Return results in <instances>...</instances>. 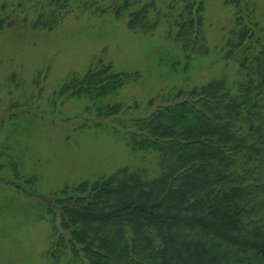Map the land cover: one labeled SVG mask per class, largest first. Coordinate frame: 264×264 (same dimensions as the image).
<instances>
[{
  "label": "trees",
  "instance_id": "1",
  "mask_svg": "<svg viewBox=\"0 0 264 264\" xmlns=\"http://www.w3.org/2000/svg\"><path fill=\"white\" fill-rule=\"evenodd\" d=\"M178 3L172 39L185 69L191 56L207 55L209 47L202 0L173 2ZM229 3L235 16L224 57L245 74L238 93L213 79L156 94L147 101L146 115L133 116L122 103L99 106L97 114L112 118L117 125L112 132L133 151L156 153L158 172L148 178L142 169L120 168L98 180L65 185L54 199L60 228H53L49 253L55 260L264 264V28L246 0ZM121 11L114 0L110 12L120 17ZM145 12L146 6L131 13L128 26L144 27L139 22ZM46 18L40 14L31 27L57 22L54 12ZM6 24L11 22L0 16V28ZM138 76L97 59L81 77L64 82L57 95L101 98Z\"/></svg>",
  "mask_w": 264,
  "mask_h": 264
},
{
  "label": "rangeland",
  "instance_id": "2",
  "mask_svg": "<svg viewBox=\"0 0 264 264\" xmlns=\"http://www.w3.org/2000/svg\"><path fill=\"white\" fill-rule=\"evenodd\" d=\"M174 1L115 0L122 10L116 17L114 0H0V16L11 22L0 28V264H67L49 253L53 228H60L54 199L65 185L120 168L156 176V153L133 151L112 132V118L97 114L99 106L122 103L133 116L146 115L156 94L213 79L238 93L245 74L224 57L235 7L229 0H202L209 54L191 56L184 69L172 39L182 3ZM246 1L264 28V0ZM144 6V27H129L131 13ZM52 12L57 22L50 28L31 27ZM97 59L139 76L101 98L57 95Z\"/></svg>",
  "mask_w": 264,
  "mask_h": 264
}]
</instances>
